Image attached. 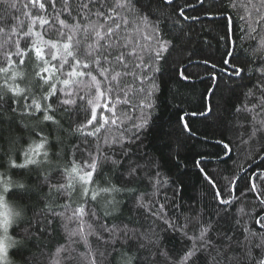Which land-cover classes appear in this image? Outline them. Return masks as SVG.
Wrapping results in <instances>:
<instances>
[{"label":"snow or ice","instance_id":"6c2138e0","mask_svg":"<svg viewBox=\"0 0 264 264\" xmlns=\"http://www.w3.org/2000/svg\"><path fill=\"white\" fill-rule=\"evenodd\" d=\"M200 2L203 5L204 0ZM174 3L27 0L22 13L25 21L8 11H20L17 0H0V34L9 40L16 37L9 47V40L0 43V264H13L10 249H24L29 240L51 235L58 220L68 242L56 247L49 264H112L111 258L116 256L120 264H264V232L252 231L239 219L230 218L223 208L211 212L193 207L188 210L193 215H185L176 203L175 189L171 197L166 195L170 182L161 179L159 166L150 158L147 163L140 162L147 156L139 152L143 138L156 120L157 74L162 73L161 65L167 64L175 48V41L166 38L170 35L168 21L176 14ZM259 4L264 6V0ZM166 8L172 11L165 12ZM235 8V0H228L227 5L221 0V15ZM245 13L250 16L247 8ZM180 17L189 19L184 7L179 8L171 28L181 24ZM239 20V39L256 40L257 27L245 15ZM256 25L264 27V13L257 17ZM224 26L221 39L227 42V23ZM232 35L236 37L234 22ZM257 43L252 50L254 59L256 53L264 52V36ZM225 55L237 59L234 43L231 51L226 47ZM29 63L32 71L26 74L19 66ZM223 63L231 66V76L251 79L243 75L245 67L227 59ZM249 70L258 77L251 88L243 86L247 91L235 108L237 126L229 121L214 141L225 155L232 151L230 144L236 139L250 150L255 148L256 154L264 152V55L258 66ZM179 75L188 79L185 70ZM29 76V85L21 87ZM211 111L210 107L193 115L207 118ZM24 117L34 123L20 125ZM183 127L191 132L187 123ZM13 130L27 133L23 145L11 139ZM65 132L67 137L76 136L78 143H71ZM228 134H233L234 140L227 141ZM84 152L88 159L81 164L76 156ZM202 160L203 156L195 166L208 179ZM109 165L111 176L105 175L101 183L96 177ZM254 175L260 185L252 183L250 190L264 194V172ZM143 180L148 181L151 192L133 186ZM37 187L41 193L37 203L42 207L29 218ZM212 187L217 185L212 183ZM161 189L165 192L163 203L153 200ZM221 195L218 189L214 201L231 204ZM126 203L131 205L128 210L135 215L134 221L131 215L121 219ZM260 204L264 205V199ZM166 206L178 215H170ZM180 216L183 224L178 222ZM255 222L264 229V218ZM192 224L195 227L190 234ZM169 232L180 236L179 260L161 247ZM81 244L84 251L78 249ZM22 264L36 261L24 259Z\"/></svg>","mask_w":264,"mask_h":264},{"label":"trees","instance_id":"16d2710c","mask_svg":"<svg viewBox=\"0 0 264 264\" xmlns=\"http://www.w3.org/2000/svg\"><path fill=\"white\" fill-rule=\"evenodd\" d=\"M25 3L27 0H17L20 11L8 10L9 13L26 21L27 18L22 14L25 10L23 7ZM223 3L227 5L228 0H223ZM235 3V9H229L221 15V0H204L203 5L200 0H175L173 9L176 14L172 15L168 21L170 35L166 36L175 41V48L167 64L161 65L162 73L157 74L160 90L156 93L158 99L155 100L156 108L153 112L156 120L143 138V145L139 152L146 153L147 156L140 162L147 163L150 158L159 166L161 179L167 178L170 182L166 195L171 197L172 189H175L176 203L182 206L181 211L185 215H193L188 211L193 207L211 212L220 211L223 208L229 213L230 218L239 219L242 224L259 233L264 232V229H261L255 221L264 218V210H262L264 205L260 204V200L264 199V194L252 192L250 189L252 183H256L258 187L260 185V181L254 174L264 172V152L256 154L255 148L250 150L247 146L241 145L238 139L230 144L232 151L228 155L214 146V141L220 138L224 126L229 125V121L232 126H237L235 108L243 100L242 93L247 91V88L243 86L247 85L251 88L258 77V73L249 69H255L258 66L259 57L264 55V52L256 53L254 59L252 53V50L258 47L257 42L261 36H264V27L256 25L257 17L260 13H264V6L259 4V0H251V3L248 0H235ZM186 5L190 6L186 7ZM180 7H184L185 15L189 19L180 17L181 24L173 29L171 21L177 19ZM245 8L250 16L246 15ZM169 11L172 9H165V12ZM240 15H245L246 19H250L253 26L257 27L256 40H250L247 37L243 40L239 39L241 35L239 29L242 24L239 20ZM233 22L236 26V37L232 35ZM15 23L16 21H13V24ZM225 23L228 25L229 39L227 42L221 39L225 35ZM181 27L182 31L179 30ZM15 39L14 35L9 40L8 36L0 34V43L9 40V45L6 47L11 46ZM141 42L154 44V41L150 40ZM233 43L237 51L235 60L225 55L226 47L231 51ZM12 50L14 51V47ZM224 59L237 66L245 67L246 71L243 75L251 79L242 81L239 77L231 76L232 68L223 63ZM204 60L208 63L205 64ZM212 64L216 67L213 68ZM19 67L26 74L32 71L31 63L27 67ZM181 70H185L187 80L180 78ZM29 82L30 76L23 79L21 87L28 86ZM210 107L212 111L207 118L199 114L193 115L200 111L206 112ZM185 113L187 115L184 116V121H180V116ZM32 123L34 122L29 121L27 117L19 121L20 125L31 126ZM184 123L189 125L191 132L184 129ZM4 127L7 128L6 125ZM64 128L68 129L69 124L65 123ZM64 135L67 137V132ZM236 135H239V130ZM26 138L27 133L24 131L13 130L11 132V139L15 140L18 146L23 145ZM67 138L71 143H78L76 136ZM5 139H9L7 131ZM244 139H247V136ZM226 140H234L233 134H228ZM3 146L7 148L8 145L4 143ZM250 154L253 156L252 159L248 158ZM201 156H203L201 167L205 169L208 179H205V174L195 166V161L201 159ZM86 159H88L86 152L78 153L76 156V160L81 164ZM60 163L63 164L64 161ZM155 171L156 169L153 168L152 173L154 174ZM111 173V166H106L96 179L103 183L105 175L111 176ZM31 179L35 181L34 176ZM212 183H215L217 187L213 188ZM133 186L138 187L141 192L152 191L147 180ZM218 189L222 193L221 199L231 201V204L220 205L219 200L214 201V194ZM40 195L39 188H35L33 199L30 202L33 206L28 211L29 218L32 217L33 211L39 212L42 207L37 203ZM164 197L165 192L161 189L153 200L163 203ZM130 207V204H125L121 219L127 220L130 215L133 221L136 219L135 215L129 212ZM166 210L170 215H178L175 209H167L166 206ZM178 222L184 223L183 216H180ZM194 227L195 224L189 225L190 234ZM67 242V236L58 220L51 235L42 236L39 240H29L24 249H10V259L13 264H22L24 259L30 262L35 259L36 264H49L56 247ZM92 243L95 248L97 245L94 238H92ZM161 247L170 250L176 260L180 259L181 239L178 233H167ZM78 249L84 251L83 245L78 246ZM111 259L112 264H120L118 256Z\"/></svg>","mask_w":264,"mask_h":264}]
</instances>
